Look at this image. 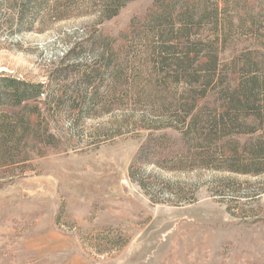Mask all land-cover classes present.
<instances>
[{"label": "rangeland", "instance_id": "1", "mask_svg": "<svg viewBox=\"0 0 264 264\" xmlns=\"http://www.w3.org/2000/svg\"><path fill=\"white\" fill-rule=\"evenodd\" d=\"M6 1L0 0V73L45 82L70 49L74 60L90 62L98 48L91 36L118 37L155 0H132L102 24L92 16L48 18L34 31H15L17 22L10 26ZM204 2L218 5L220 23H232L219 46L223 69L237 54L257 47L264 52V34L251 24L254 15L264 17V0ZM203 30L211 42L214 33ZM67 83L69 99L80 83L77 77ZM126 111L77 123L69 115L54 117L49 125L56 145L11 166L9 156L0 159V264H264V173L146 166L183 186L192 184L186 193L193 200L174 204L167 192L156 203L129 175L150 131L134 124L122 128ZM225 177L234 183L222 185Z\"/></svg>", "mask_w": 264, "mask_h": 264}, {"label": "trees", "instance_id": "2", "mask_svg": "<svg viewBox=\"0 0 264 264\" xmlns=\"http://www.w3.org/2000/svg\"><path fill=\"white\" fill-rule=\"evenodd\" d=\"M130 1L7 0L6 10L10 26L17 22L15 31H34L48 18L92 16L95 24H102ZM218 10L204 0H155L118 37L91 36L98 48L90 62L74 60L77 55L70 49L45 82L0 73V159L9 156L11 166L56 145L49 125L54 117L69 115L77 123L118 108L127 110L122 128L134 124L150 131L129 175L156 203L167 192L178 205L194 197L186 193L192 184L183 186L155 169L263 174L264 52L257 47L237 54L230 68L223 69L219 46L229 38L232 23H220ZM251 22L263 35L264 17L258 13ZM203 27L214 33L211 42ZM71 77L80 85L67 99ZM168 129L180 137L164 132ZM150 165L156 168L148 172ZM219 181L225 185L235 180Z\"/></svg>", "mask_w": 264, "mask_h": 264}]
</instances>
